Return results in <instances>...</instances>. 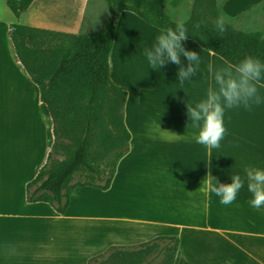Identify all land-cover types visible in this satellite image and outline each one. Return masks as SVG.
I'll list each match as a JSON object with an SVG mask.
<instances>
[{
	"label": "crops",
	"instance_id": "crops-1",
	"mask_svg": "<svg viewBox=\"0 0 264 264\" xmlns=\"http://www.w3.org/2000/svg\"><path fill=\"white\" fill-rule=\"evenodd\" d=\"M89 1L76 0L74 24ZM220 8L237 29L264 32V0ZM125 18L149 23L122 11L109 57L112 81L128 91L130 150L109 189L77 187L65 214L26 200L54 124L17 57L12 22H0V264H88L110 246L159 235L179 237L174 264H264V85L193 39L151 24L146 41L125 33ZM21 90L38 126L32 147L16 142Z\"/></svg>",
	"mask_w": 264,
	"mask_h": 264
},
{
	"label": "trees",
	"instance_id": "trees-1",
	"mask_svg": "<svg viewBox=\"0 0 264 264\" xmlns=\"http://www.w3.org/2000/svg\"><path fill=\"white\" fill-rule=\"evenodd\" d=\"M34 1L7 4L19 16ZM106 1L111 17L99 30L75 33L14 23L9 31L17 57L39 87L54 124L52 148L26 184V200L48 203L60 214L68 211L77 187L109 189L119 161L130 150L125 123L128 91L112 81L109 60L122 11L195 40L264 85V32L229 24L218 0H194L185 21L168 13L165 0ZM179 244L177 236L159 235L136 245L110 246L88 264H174Z\"/></svg>",
	"mask_w": 264,
	"mask_h": 264
},
{
	"label": "rangeland",
	"instance_id": "rangeland-1",
	"mask_svg": "<svg viewBox=\"0 0 264 264\" xmlns=\"http://www.w3.org/2000/svg\"><path fill=\"white\" fill-rule=\"evenodd\" d=\"M222 1L224 0H218L219 5ZM165 3L166 10L174 19L178 21H185L191 14L194 0H165ZM75 5L76 0H36L27 9V11H23L24 13H21L19 16H17L9 8L7 0H0V22H12L10 24V28L14 23L26 24L31 26H34L33 23H37L35 25L37 27H45L50 23H53L57 26L56 29L78 33L99 30L107 24L111 17V13L109 11L108 3L106 0H90L89 3L85 5L84 9V11H86V17L84 19L85 21L80 23L75 22L74 24V8H77L74 7ZM140 20L141 19L133 18L131 21H129L128 18H125L124 21L126 23L123 24V29L127 30L125 33H135L137 35H140L143 38V41H146L147 38L153 36L156 28L149 24L147 25V23ZM243 20L245 21V19ZM90 22L92 23L90 24ZM152 27L155 29H153ZM252 27L253 25H247L246 29H250ZM0 48H6V45L2 38V33H0ZM139 65L141 68H144L143 71L148 70L146 69V66L142 65V63H139ZM130 72L131 73H128L127 75L129 79L128 81L131 83L134 80L135 82L136 78H134L133 68H130ZM24 91L25 90H21L19 93L16 91V142L32 147L37 135L38 126L32 114L25 107V105H21L24 103ZM32 97H34V93L32 94ZM5 112L7 113V115L9 114L8 111ZM46 206L48 208H51L49 204H47ZM159 261L160 260H157V263ZM105 264L113 263L107 262Z\"/></svg>",
	"mask_w": 264,
	"mask_h": 264
}]
</instances>
